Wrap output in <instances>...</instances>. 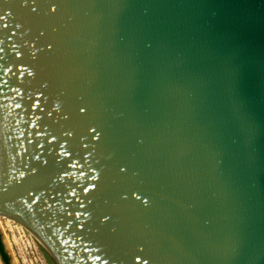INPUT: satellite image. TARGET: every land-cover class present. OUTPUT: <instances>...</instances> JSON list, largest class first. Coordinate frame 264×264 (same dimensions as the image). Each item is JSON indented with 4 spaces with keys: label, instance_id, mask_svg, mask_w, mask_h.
<instances>
[{
    "label": "water",
    "instance_id": "95a60500",
    "mask_svg": "<svg viewBox=\"0 0 264 264\" xmlns=\"http://www.w3.org/2000/svg\"><path fill=\"white\" fill-rule=\"evenodd\" d=\"M0 214L59 264H264V0H0Z\"/></svg>",
    "mask_w": 264,
    "mask_h": 264
},
{
    "label": "rangeland",
    "instance_id": "374dc122",
    "mask_svg": "<svg viewBox=\"0 0 264 264\" xmlns=\"http://www.w3.org/2000/svg\"><path fill=\"white\" fill-rule=\"evenodd\" d=\"M2 225L0 237L10 264H59L20 222L19 224L14 222L7 224L4 220ZM0 264H3L2 259H0Z\"/></svg>",
    "mask_w": 264,
    "mask_h": 264
},
{
    "label": "bare ground",
    "instance_id": "6f19581e",
    "mask_svg": "<svg viewBox=\"0 0 264 264\" xmlns=\"http://www.w3.org/2000/svg\"><path fill=\"white\" fill-rule=\"evenodd\" d=\"M4 220H6V222H7V224H9V223H11V222H14L15 224L16 223H18L19 224V222L16 220V219H14V218H12L11 216H9V215H6V214H0V227L2 228V223H3V221ZM21 225H23V224H21ZM24 226V225H23ZM19 227V226H18ZM28 230V229H27ZM29 231V230H28ZM30 232V231H29ZM31 233V232H30ZM32 234V233H31ZM33 235V234H32ZM34 236V235H33ZM6 237V236H5ZM35 237V236H34ZM7 238V237H6ZM42 244V243H41ZM43 245V244H42ZM9 246H10V243H9ZM44 246V245H43Z\"/></svg>",
    "mask_w": 264,
    "mask_h": 264
},
{
    "label": "trees",
    "instance_id": "16d2710c",
    "mask_svg": "<svg viewBox=\"0 0 264 264\" xmlns=\"http://www.w3.org/2000/svg\"><path fill=\"white\" fill-rule=\"evenodd\" d=\"M0 253H1L0 255H2V258H3L4 262L6 264H10L8 255H6V252L4 251V247H3V243H2L1 237H0Z\"/></svg>",
    "mask_w": 264,
    "mask_h": 264
}]
</instances>
